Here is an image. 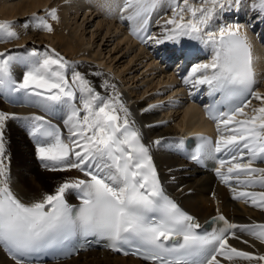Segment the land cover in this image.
<instances>
[{
	"label": "snow or ice",
	"instance_id": "6c2138e0",
	"mask_svg": "<svg viewBox=\"0 0 264 264\" xmlns=\"http://www.w3.org/2000/svg\"><path fill=\"white\" fill-rule=\"evenodd\" d=\"M164 2L125 0L122 11H132L121 19L139 21L143 27L133 34L145 43L179 45V38L187 36L214 48L211 62L193 66L184 82L207 85L211 96L220 94L208 108L220 135L214 142L199 137L201 142L188 159L203 166L207 160L216 161L215 172L230 187L233 198L264 209V167L258 166L264 164V95L256 90L259 80L253 45L240 24L216 27L221 13L239 10L242 0H202L200 7L189 0H182L184 7L180 0H168L174 15L166 21L160 38L147 32V24ZM251 6L264 22V0H253ZM185 11L191 13L187 21ZM46 16L33 14L22 27L52 33L48 18L58 21L57 10L51 9ZM16 27L14 21H0V44L20 39ZM191 55L186 45L162 53L163 58L177 61ZM18 65L24 68L19 77L15 74ZM101 87L112 89L113 95H101L75 62L55 49L25 46L20 53L0 51V94L38 109L29 115L0 110V248L15 264H43L44 256L69 255L67 249L77 236L98 235L111 242L113 251L139 255L149 264L237 260L264 264V253L240 250L228 242L244 234L264 244V223L236 224L218 215L212 223L222 222V226L204 230L197 217L171 198L161 183L153 150L163 146V138L146 142L130 120L116 85L105 81ZM251 98L261 106L248 116L245 109ZM150 110L151 106L145 111ZM10 120L23 122L43 168L52 172L75 169L83 178L65 179L54 193L24 200L12 176L6 136ZM57 120H62L67 136ZM255 188L262 190H249ZM70 192L80 199L79 206L66 199Z\"/></svg>",
	"mask_w": 264,
	"mask_h": 264
},
{
	"label": "bare ground",
	"instance_id": "6f19581e",
	"mask_svg": "<svg viewBox=\"0 0 264 264\" xmlns=\"http://www.w3.org/2000/svg\"><path fill=\"white\" fill-rule=\"evenodd\" d=\"M55 1L57 0H26L25 2L22 1L19 3L13 2V5H9L8 3L10 2L7 3L6 1H3L1 3L0 1V21H12L15 18L27 19L29 15H32L39 10L45 8L49 9L50 7L55 6ZM124 3L125 0H71L69 3H65V8H67V10L70 6H72L73 9L75 8L78 15L79 12H81L82 22L78 26L80 27L81 31L77 30V34H79L78 31H80L81 35H78V37L74 35L79 38L78 40H80V42H83L84 40H82L83 34L86 35V33L83 31L84 25L86 24L87 26V23H89L90 20H94L91 17L94 15L97 9L102 14V16L97 15L98 18L92 22L94 31L96 33H92L90 38L86 39L83 44L86 46H92L97 43L96 39H94V36L97 35V33L101 34L102 37H100L102 39L103 45L106 44L107 47H109L113 45L112 41L114 42L113 47H111V49L106 54L101 51H98L97 53L99 54L97 55L96 52L94 53L97 56H94L96 58L95 60H98L99 62H97L103 65V68L101 65L97 66L94 62H92L91 57H93V54L88 55L86 52L79 51L80 47L81 49H84L82 45L79 47V44L76 43V41H71L65 37L66 29L64 30V27L62 26L61 15L58 16V21L52 20V33L29 28L27 29V32L26 30L24 31L26 34L24 36L22 35L23 37L20 36L19 40L8 44H0V51L9 49L17 53L23 52L24 47H21V44L30 42V39L33 38L35 42L44 43L45 45L50 46L52 49L58 51L60 54L61 52L65 53V59L69 60L70 62H75L77 65V70L86 75V78L91 81L92 85L98 92H100L101 95H113L112 89H105L101 87L105 81L115 84L116 91H118L121 100L125 103V106L131 113L130 120H134L136 126L141 129L145 141H154L156 139L163 138V146L153 150L154 162L157 166L161 183L164 185L168 195L171 198L174 200L177 199L176 202L181 205L183 209L185 208L187 210L194 211L195 213L199 214L201 218H205L211 214V212L218 209L217 205H214L215 203L218 204L222 200H225L223 204L225 209L228 204H231L232 206L231 212H233L235 215L232 217L233 220L239 222L243 219L264 221V209H259L250 203H235L234 199H231L232 202L229 203V200L226 196L227 191L224 189V185L219 181H216V184H213V179L211 177V175H213L212 173H200V171L197 170L192 164L180 158L179 154H175L177 151L174 152L172 149L171 145L174 143V139L171 135L177 132V130H175V126L182 124L186 119L198 117V112L195 108L185 106L183 101L170 106V109L167 110V117L171 116L174 123L159 120L161 116L157 115V112L153 107L150 111H145L146 108L144 109V105L149 101L151 96H147L146 99H143V97L147 93H153V90L158 89L159 84H162L166 81L171 83L173 80V75L169 74L165 79H161V77L157 79L155 75H152L151 78V75L148 73L149 71L145 67L141 68V62H143V57L145 56L141 50L144 46L140 44L141 42L139 40L134 38L137 36L133 34L134 29H141V23L138 21L134 22L129 20L132 24L130 28H120V25H122L123 21L127 20L121 19V17H127L132 11V9L122 11L124 8ZM189 3H191L190 0ZM91 4L94 5L93 8H91ZM180 6L184 7L182 0H180ZM232 11L234 10L221 13L219 20L216 21V27L223 26L225 24H240L242 26L241 30L246 31L249 41L253 45V55L257 61V78H263L264 81V47L258 42V40L255 39V33L252 32L248 26L237 19V17H234L230 14ZM235 12L236 14H240L241 9L239 8V10H235ZM250 12L251 10H249L247 14L249 15ZM184 17L185 21H187L191 18V13L185 11ZM259 24H262V22H258L257 25ZM171 27L172 26L170 25L169 28ZM261 27L264 28L263 25ZM179 39V45L192 42L198 45L201 49H209V58L211 59H204L203 64L209 63L213 59L214 48L211 44L204 43L200 40H194L187 36L180 37ZM110 42L112 45H110ZM101 45V43L97 44L99 49H101ZM133 51L134 53L132 55L131 52ZM128 56L130 57L129 59ZM152 62L153 61L150 60L148 64H151ZM151 68L154 67H149V69ZM107 69L113 70L108 71ZM23 70V65H18L16 67L15 74L17 77L22 74ZM95 73H101L102 75H95ZM116 76H118L120 80H117ZM261 89V93L264 94V85L261 87ZM257 90L259 91V88H257ZM252 102L253 101H251V104H257V108L261 106V102ZM0 110L23 115H29L38 111V109L32 107L21 106L15 97H8L3 94L2 98H0ZM249 110L250 109H245V112L248 113ZM21 122L16 120L8 121L6 136L9 141L8 147L11 153V168L14 185L24 200L30 201L33 199H39L45 193H54L56 187L65 179L77 177L83 178L82 173L75 169L67 172H52L49 170H42L43 167L41 165V161L36 155L35 143L29 137L27 129ZM55 122L60 124L63 129L62 120H57ZM18 124L22 125L26 132ZM208 126L211 127V123L208 124ZM63 130L65 136H67V130ZM213 189L217 190L216 198L215 196H208V192ZM66 199L70 204L80 202V199L75 192L68 193L66 195ZM227 213L229 214V212ZM239 235L241 237L239 240L230 237L228 241L229 244L240 250L253 253H264V244H261L259 241L254 240L250 236L245 237L244 234ZM243 240H248L249 243L245 244L242 242ZM251 245L255 246L252 247ZM218 258L223 259L221 257ZM0 264H15V262L2 248H0ZM43 264L149 263L141 262L132 258L131 256H116L109 254L107 251L93 250L77 254L76 256L65 260H57L55 262L43 261ZM224 264H249V262L237 260L235 262L225 261Z\"/></svg>",
	"mask_w": 264,
	"mask_h": 264
},
{
	"label": "rangeland",
	"instance_id": "374dc122",
	"mask_svg": "<svg viewBox=\"0 0 264 264\" xmlns=\"http://www.w3.org/2000/svg\"><path fill=\"white\" fill-rule=\"evenodd\" d=\"M1 1V3L3 2V1H6L7 3L8 2H10V3H8L9 5L11 4V5H13L12 3L14 2H16V3H19V2H25L26 0H0ZM66 1H68V0H57V1H55V7L53 6L52 8H57V11H59L60 9H59V7L61 6V10H60V12L59 13H61L60 15L62 16V26L64 27V30L66 29V31H65V37L66 38H68V39H70L71 41H76V43H78L79 44V47L82 45V47L84 48V49H81V47L79 48V51L80 52H86L88 55L89 54H93V57L95 56V57H97L96 55L97 54H99V53H97L98 51H101V52H103V53H107L110 49H111V47H113V45H114V42L112 41V43H113V45H112V43L110 42V45H112V46H109V47H107V45L106 44H104L103 45V42H102V39H101V34L100 33H97V35H95L94 36V39H96V41H97V43H95L94 45H92V46H89V45H84L83 43L86 41V39H88V38H90V36H91V34L92 33H96L95 31H94V26H93V24H92V21H89V23H87L88 25L86 26V24L84 25V32L86 33V35L85 34H83V38H82V40H83V42H80V40H78L79 38H77L78 37V35L80 36L81 34V30H80V27H78L79 26V24H81V22H82V15H81V12H79V15L77 14V11L75 10V9H73V8H69L68 10H67V8H65V2ZM196 0H192L191 1V3H192V5H194V6H196V7H198V6H200L201 5V3L202 2H200V3H197V2H195ZM195 2V3H194ZM57 3V4H56ZM190 3V4H191ZM56 5H57V7H56ZM51 6H52V4H51ZM51 8V7H50ZM50 8L48 9H46V10H39L36 14L38 15V14H43L44 16H46V13L50 10ZM46 18H47V16H46ZM51 20V19H50ZM23 21V19L21 20V22ZM64 21V22H63ZM14 22H15V20H14ZM51 22H52V24H53V21L51 20ZM64 24V25H63ZM69 28V29H68ZM74 28H75V32H74ZM77 30H80V31H78L79 32V34H77ZM19 33L21 32V30L20 31H18ZM26 32H27V30H26ZM26 32H24L23 34H20V36H24L25 34H26ZM100 32V31H99ZM100 34V35H99ZM69 35V36H68ZM74 35H76V36H74ZM22 36V37H23ZM68 36V37H67ZM99 36V37H98ZM101 36V37H100ZM76 39H75V38ZM71 38H73V39H71ZM33 40V38L32 39H30V41H32ZM81 40V41H82ZM34 43H35V41H34ZM102 44L101 45V49H99L98 48V46H97V44ZM31 44H33L32 42H29L28 43V45H31ZM38 44H39V42H38ZM40 46L42 47V46H44L43 44H40ZM33 47V46H32ZM92 47V48H91ZM36 48L38 49V46L36 45ZM86 49V50H85ZM43 50H44V48H43ZM96 52V55L94 54ZM133 53H134V51L133 52H131V54L133 55ZM93 57H91L92 58V62H94L97 66L99 65H101V64H99L95 59V57L93 58ZM130 57L128 56V59H129ZM103 65H101V67H102ZM103 68V67H102ZM108 70V69H107ZM113 70V69H112ZM112 70H108V71H112ZM142 72V71H141ZM111 73V72H110ZM148 74V73H147ZM146 75V74H145ZM114 76V75H113ZM116 78H117V80H120L119 79V77L118 76H116ZM151 78H152V76H151ZM150 78V79H151ZM122 81V80H121ZM123 82V81H122ZM144 87H145V85H144ZM45 178H46V175H45Z\"/></svg>",
	"mask_w": 264,
	"mask_h": 264
}]
</instances>
